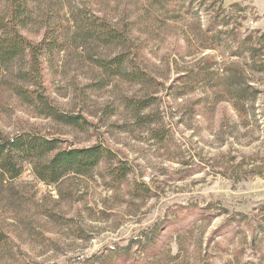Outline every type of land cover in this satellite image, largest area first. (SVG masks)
<instances>
[{"label": "rangeland", "instance_id": "1", "mask_svg": "<svg viewBox=\"0 0 264 264\" xmlns=\"http://www.w3.org/2000/svg\"><path fill=\"white\" fill-rule=\"evenodd\" d=\"M31 12L29 40L64 28V42L39 86L19 75L27 59L1 65V134L115 157L57 183L26 164L0 189V264H264V62L242 43L264 31V0H31ZM91 22L125 31L133 51L83 33ZM121 52L144 81L95 63ZM20 88L85 124L40 114Z\"/></svg>", "mask_w": 264, "mask_h": 264}, {"label": "trees", "instance_id": "2", "mask_svg": "<svg viewBox=\"0 0 264 264\" xmlns=\"http://www.w3.org/2000/svg\"><path fill=\"white\" fill-rule=\"evenodd\" d=\"M6 6L0 11V67L13 62L27 61L29 69L21 71L19 75L31 85L39 86L42 79V62L44 54L53 53L62 47L66 30L59 28L48 30L37 43L32 42L25 36L24 31L32 19L31 0H5ZM239 4H232L231 8H238ZM183 9L180 7V10ZM76 25L80 30L79 20L76 17ZM225 21L223 26L229 25ZM48 29V26H46ZM50 27V26H49ZM51 29V28H49ZM86 35L93 36L105 44H114L124 49L130 47L133 51L131 39L125 31L107 26L105 22H91L82 28ZM208 40V39H207ZM244 51L253 62L257 58L264 62V31L253 29L248 37L242 41ZM131 55V54H130ZM134 58H130L124 52L116 54L111 59L98 58L95 63L105 72L111 75H120L126 70L127 65L130 72L128 78L132 81H144L146 74L137 72ZM264 71V65L261 66ZM20 90V94L30 104L37 107L40 114L51 117L72 126H82L78 116L61 113L49 101L43 91ZM237 99L247 103L254 99L244 91H239ZM149 104H144L147 107ZM59 141L39 136L33 132H23L16 137H4L0 132V189L8 182L17 179L24 170L26 164H31L37 177L47 183H57L70 173L87 175L96 169L103 161H112L115 157L113 152L97 145L88 148H67L60 150ZM126 168L109 169L112 180L119 183L127 176ZM6 239L0 234V247L5 244Z\"/></svg>", "mask_w": 264, "mask_h": 264}]
</instances>
